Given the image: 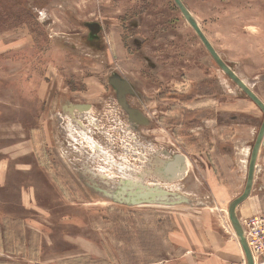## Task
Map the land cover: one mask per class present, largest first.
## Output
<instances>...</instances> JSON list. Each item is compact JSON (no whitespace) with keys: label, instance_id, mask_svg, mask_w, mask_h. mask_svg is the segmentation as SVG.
<instances>
[{"label":"rangeland","instance_id":"obj_1","mask_svg":"<svg viewBox=\"0 0 264 264\" xmlns=\"http://www.w3.org/2000/svg\"><path fill=\"white\" fill-rule=\"evenodd\" d=\"M181 1L264 103V0ZM262 119L173 0H0V264H245Z\"/></svg>","mask_w":264,"mask_h":264},{"label":"water","instance_id":"obj_2","mask_svg":"<svg viewBox=\"0 0 264 264\" xmlns=\"http://www.w3.org/2000/svg\"><path fill=\"white\" fill-rule=\"evenodd\" d=\"M175 6L187 22V24L191 27L194 33L199 38L200 42L209 53L210 57L214 61V63L218 66V68L230 79L237 88L261 111L263 115V119L259 130L256 134L255 141L251 147V152L249 156L248 166H247V175L245 180V185L243 188L242 193L233 199L227 208V216L229 223L232 227L234 235L237 238V241L241 247L243 252V256L245 259V264H254L251 252L247 245L246 239L243 234V230L240 224V220L237 216L236 210L239 205H241L247 198L250 196L254 175H255V168H256V161L259 150L261 146L264 144V103L259 99V97L249 88V86L241 80L237 74L232 70L230 66H228L218 55L215 51L214 47L211 45L207 37L201 31L197 21L193 18L189 10L185 7L181 0H173ZM90 29L97 30L99 27L97 25H90ZM178 164V163H177ZM177 168L175 167V172H177Z\"/></svg>","mask_w":264,"mask_h":264},{"label":"built area","instance_id":"obj_3","mask_svg":"<svg viewBox=\"0 0 264 264\" xmlns=\"http://www.w3.org/2000/svg\"><path fill=\"white\" fill-rule=\"evenodd\" d=\"M254 264H264V213L257 212L240 219Z\"/></svg>","mask_w":264,"mask_h":264},{"label":"crops","instance_id":"obj_4","mask_svg":"<svg viewBox=\"0 0 264 264\" xmlns=\"http://www.w3.org/2000/svg\"><path fill=\"white\" fill-rule=\"evenodd\" d=\"M262 148H260V150H259V153H258V156H257V161H256V171H257V169H258V167H259V162L261 161V155H262ZM237 158V157H236ZM238 158H239V156H238ZM243 161V158L238 162V164H237V177H236V182H237V186L239 185V190H238V192L240 191V188H242L241 186H244L245 184H243V183H245V181H244V178H245V180H246V175H247V168H246V162L245 163H243L242 162ZM243 163V164H242ZM239 166V167H238ZM256 173V172H255ZM255 175H254V181H253V186H254V184H255ZM253 186H252V189H253ZM243 190V189H242ZM241 190V191H242ZM251 191H253V190H251ZM252 194V193H251ZM251 195L249 196V198L247 199V200H245L241 205H239V212L242 214H240L241 216H250V215H253V214H255V212H257L256 210V208L257 207H260V206H257L258 205V203L257 204H255L253 201V203H249V200L251 201ZM234 198H236V197H234ZM237 211V210H236ZM233 237L235 238L236 236L233 234ZM236 239V244H237V246L238 247H240V245H239V243H237L238 241H237V238H235ZM241 249V247L239 248V250ZM241 252V251H240Z\"/></svg>","mask_w":264,"mask_h":264},{"label":"flooded vegetation","instance_id":"obj_5","mask_svg":"<svg viewBox=\"0 0 264 264\" xmlns=\"http://www.w3.org/2000/svg\"><path fill=\"white\" fill-rule=\"evenodd\" d=\"M98 27H99V26H98ZM93 31H99V28H98L97 30L93 29ZM84 109H85V108L82 106L81 109L78 110V111L82 112ZM70 110H71V111H76L77 109H75V108H71Z\"/></svg>","mask_w":264,"mask_h":264},{"label":"bare ground","instance_id":"obj_6","mask_svg":"<svg viewBox=\"0 0 264 264\" xmlns=\"http://www.w3.org/2000/svg\"><path fill=\"white\" fill-rule=\"evenodd\" d=\"M178 173V172H177ZM133 181V180H132ZM130 182V181H129ZM131 183V182H130ZM146 190V189H145ZM146 192V191H145ZM140 194V193H139ZM250 250V249H249ZM251 252V251H250Z\"/></svg>","mask_w":264,"mask_h":264}]
</instances>
